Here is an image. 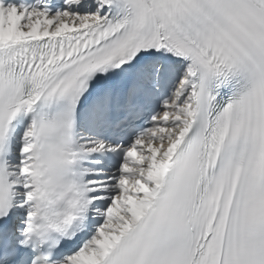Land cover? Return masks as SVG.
Returning a JSON list of instances; mask_svg holds the SVG:
<instances>
[{"label": "snow or ice", "instance_id": "obj_1", "mask_svg": "<svg viewBox=\"0 0 264 264\" xmlns=\"http://www.w3.org/2000/svg\"><path fill=\"white\" fill-rule=\"evenodd\" d=\"M0 264H264V0H0Z\"/></svg>", "mask_w": 264, "mask_h": 264}]
</instances>
